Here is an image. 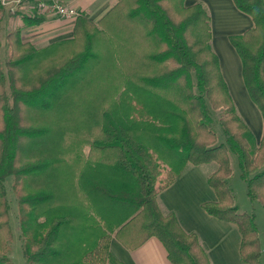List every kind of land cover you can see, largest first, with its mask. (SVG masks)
I'll return each instance as SVG.
<instances>
[{
    "label": "trees",
    "instance_id": "trees-1",
    "mask_svg": "<svg viewBox=\"0 0 264 264\" xmlns=\"http://www.w3.org/2000/svg\"><path fill=\"white\" fill-rule=\"evenodd\" d=\"M184 1L115 0L97 24L79 13L73 37L44 48L23 42L19 28L6 35L0 264H10L8 178L26 264H123L110 249L113 237L128 250L154 237L173 264H210L197 236L157 204L187 165L209 163L217 164L207 178L216 201L202 208L237 228L244 264H261L254 215L234 206L228 179L232 154L247 196L264 208V0H232L253 26L229 37L263 120L259 144L211 49L206 7ZM43 20L23 18L26 26Z\"/></svg>",
    "mask_w": 264,
    "mask_h": 264
},
{
    "label": "crops",
    "instance_id": "crops-1",
    "mask_svg": "<svg viewBox=\"0 0 264 264\" xmlns=\"http://www.w3.org/2000/svg\"><path fill=\"white\" fill-rule=\"evenodd\" d=\"M14 1H19L16 8L19 12L14 15L0 5V60L1 52L8 57L6 35L16 28L20 29L21 40L35 48H44L73 37L75 18L60 19L49 13H39L34 7L36 0ZM62 1L86 15L94 24L115 4V0ZM195 3H202L209 13L211 49L218 57L222 77L238 115L253 133L256 144H259L263 136V120L247 93L241 75V61L229 42L230 36L243 34L253 26V22L235 7L232 0L184 1L185 6ZM34 16H41L44 20L26 26L23 18ZM212 172L214 166L210 164L187 165L178 178L158 192L159 208L163 214H173L183 231L197 236L210 264H244L239 254L241 238L237 228L210 216L202 208L203 203L216 201L215 193L207 183ZM110 249L123 264H173L161 242L154 237L133 250L124 248L113 237Z\"/></svg>",
    "mask_w": 264,
    "mask_h": 264
},
{
    "label": "rangeland",
    "instance_id": "rangeland-1",
    "mask_svg": "<svg viewBox=\"0 0 264 264\" xmlns=\"http://www.w3.org/2000/svg\"><path fill=\"white\" fill-rule=\"evenodd\" d=\"M37 1L38 0H36L35 3H37ZM18 4L19 1L0 0V5L7 8L10 15H14L19 12L16 9ZM34 7H36V4H34ZM6 59L7 57H5L4 52H1V60H0L1 63L4 64ZM219 115H220V111L215 112L216 119H218ZM213 129L217 135L218 138L217 141L222 142L224 138L219 125L214 124ZM84 150H88V148H85ZM229 163L232 173L228 179V186L232 192L233 204L235 207H237L240 213H247L254 215L255 225L258 232V241L260 245L259 261L261 264H264V208L261 205V203H259L258 201H253L249 199V197L247 196L246 183L240 177L239 169L237 166V159L232 154L229 155ZM209 164L214 166V171L217 169L216 163H209ZM165 171H166V167L163 166L161 175L158 178V183L156 184L157 187H160L161 183L165 181ZM5 189H6V198L9 204L8 223L11 232V239L7 243L6 255L10 261V264H26L22 251V240L20 238L19 228H18V209H17V201L12 191V178H8V180L5 182ZM159 210L162 215L166 216V214L162 213L160 208Z\"/></svg>",
    "mask_w": 264,
    "mask_h": 264
},
{
    "label": "built area",
    "instance_id": "built-area-1",
    "mask_svg": "<svg viewBox=\"0 0 264 264\" xmlns=\"http://www.w3.org/2000/svg\"><path fill=\"white\" fill-rule=\"evenodd\" d=\"M36 7L41 13H49L60 19H74L79 11L67 6L62 0H38Z\"/></svg>",
    "mask_w": 264,
    "mask_h": 264
}]
</instances>
